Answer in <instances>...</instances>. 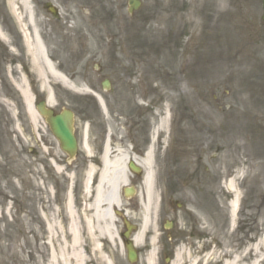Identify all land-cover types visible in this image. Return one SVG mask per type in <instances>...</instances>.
Masks as SVG:
<instances>
[{
  "label": "rangeland",
  "instance_id": "obj_1",
  "mask_svg": "<svg viewBox=\"0 0 264 264\" xmlns=\"http://www.w3.org/2000/svg\"><path fill=\"white\" fill-rule=\"evenodd\" d=\"M8 1L0 0V24L8 22L11 27L27 25L25 15L29 11L19 3L20 0H15L16 11L23 16L18 22L5 5ZM55 1L63 5L65 22L72 26L74 34L64 31L66 24L60 27L43 21L46 25L43 29L45 49L61 73L65 72L69 79L77 76L74 81L70 79L71 87L63 86L48 73L40 75L38 69L29 63L32 93L38 98L52 95L56 110L71 109L75 114L74 129L79 135L84 126L86 130L89 127L90 136L96 135L103 127L102 123L112 126L110 122L114 120L111 121V117L122 125L125 117L131 116L139 125L134 124V129H130L143 150L151 146V140L156 136L153 130L157 127H161L160 137L167 135L164 131L165 115L175 112L179 133L177 143L171 149L175 153V164L167 162L164 166V170L170 169L167 174L170 198L165 197L158 216L161 228L168 215L170 200L181 206L173 212L177 217L176 240L168 242L170 263H164L206 264L202 243L223 242L228 226L229 196L221 187V173L246 170L241 164L244 162L243 153L253 158L255 151L259 158L254 155L256 161L264 164L263 129L257 128V133L261 134L255 137L259 144L253 145L251 150L246 146L249 135L254 134L251 131L255 129L253 126L237 139L232 138L231 131L220 130V134L228 138L229 145H235V150L231 149L229 153L220 150L223 149L218 138L220 135L211 132L210 142L201 150L199 159L195 145L203 134V127L214 130L215 125H220L222 119L232 113L234 105L238 110L244 109V104L247 108L249 106L251 115L256 113L257 122L264 125V17L261 0L256 4L255 0H235L233 5L229 0H216L225 7L222 10L220 3L214 5L215 0H141L140 7L131 17L126 13L127 0ZM75 3L79 5L77 9ZM224 9L226 11L221 12ZM36 26H39L38 20ZM52 27H55L54 31L63 28V37L52 34ZM28 35L33 36L29 28ZM6 36L9 38V34ZM16 39L18 41V36ZM62 39L65 44L61 46ZM19 43L23 50L24 45ZM65 51H69L72 57L67 58ZM199 56L205 63L202 68L196 66ZM24 57L30 60L27 52ZM106 78L110 80V86L103 90L101 83ZM16 79L19 88L24 81L19 75ZM91 90L106 100L109 114L104 121L99 113L103 109ZM144 100H149L153 106H147ZM11 101L7 104L0 101V123H4L0 129V264H129L117 242L112 243L107 238L105 228L110 226L109 221L101 222L100 217L93 215L92 209L82 208L77 212L82 211L85 219H81L79 242H71V224L66 208L58 207L51 186L47 187L43 170L46 162L43 145L54 150L56 156H60L61 150L44 119L37 115L34 123L30 121L19 94ZM12 105L16 106V130L9 122L12 111L9 107L13 109ZM137 106L152 111L137 117ZM133 122L127 126H132ZM113 131L119 136L123 129L113 127ZM241 142H244L243 149ZM211 144L221 147L207 150L206 145ZM62 157L64 160L59 161V165L67 164L66 157ZM228 157L230 159L223 161ZM65 171L54 174L55 178L51 171L48 180L58 181L57 187L63 188L62 181L67 185L72 179L71 172L66 175ZM261 178L263 184L258 186ZM251 183L247 189L245 220L246 226H251L249 230L254 242L241 241L233 254H243L247 246L261 244L259 252L253 254L252 251L250 256L251 260L260 258L259 264H264V177L253 179ZM220 196L223 203L218 207ZM137 206L140 213L135 215L137 222L141 223L144 206ZM152 215L153 212L150 213L151 219ZM206 216L214 220L213 226L206 227ZM62 222L67 224L64 228L59 226ZM223 224L224 230L220 227ZM146 229L150 235L147 242H151L153 225ZM150 247L155 249L157 244L138 247L139 260L135 264H147ZM178 254L179 260L176 261ZM215 256L213 253L212 257ZM156 262L164 264L160 254L159 257L153 255V264Z\"/></svg>",
  "mask_w": 264,
  "mask_h": 264
},
{
  "label": "bare ground",
  "instance_id": "obj_2",
  "mask_svg": "<svg viewBox=\"0 0 264 264\" xmlns=\"http://www.w3.org/2000/svg\"><path fill=\"white\" fill-rule=\"evenodd\" d=\"M22 4H24L26 7H28V0H21ZM27 49L33 56L34 63L39 66L38 71L39 74H46L48 73L49 76L52 78L56 79L59 83H61L63 86L71 87L69 80L67 79L66 76H64L62 73H60L54 64L46 57L45 51L43 46L41 45L40 40L38 37L35 35L34 36V41L33 44L27 39L26 41ZM42 64L40 66L39 62ZM21 92L23 94L24 98V103L26 105L27 111L30 115L31 118L35 121L37 118L36 113L34 112L33 105H32V100L27 92L25 85L21 84L20 85ZM49 98V97H48ZM48 104L52 105V101L49 98L48 99ZM236 124H239V122H235ZM228 124H233V122H229ZM114 153V154H113ZM113 154V155H112ZM126 155L118 148L115 147L113 148L112 145L106 144L104 146V151L102 155V166L100 169L99 173V179L97 181V184L95 186V197H94V202L92 206V210L94 212V215L96 217H102L104 219H109L110 215V209L109 207L111 205L119 204V201L117 199V190L118 187L120 186L122 180L124 179V168H125V163H126ZM92 171V169L90 170ZM146 176H145V183L147 185V192H146V202H145V211L148 210L149 205L151 204L152 198H153V190H152V181H151V172L148 167H146ZM90 173V172H89ZM229 191H231V195L233 196V200L231 202V211L230 213L234 217V210L235 206L237 203V199L240 197V192L237 188V185L235 184L234 179H231L228 184L226 185ZM67 213L70 216V232L74 235L75 239V244L76 242H79L80 236L77 234L76 231V224H75V219H74V210L73 206L71 204V201L67 203ZM148 211L145 213V217L143 218L142 223L147 225L149 218H148ZM107 232H109L110 236L109 238L112 239V233L109 228H105ZM140 231L138 235L135 236V241L136 244L139 243V238H140ZM254 249H258V244L254 246ZM250 250L247 249L246 254L242 256H233L232 260L226 261L224 264H246L244 257H247L249 255ZM176 261L179 260V254L178 256L176 255ZM149 264L152 263V258L150 257L148 259ZM174 263V262H173ZM249 264H258L256 260L251 261Z\"/></svg>",
  "mask_w": 264,
  "mask_h": 264
},
{
  "label": "water",
  "instance_id": "obj_3",
  "mask_svg": "<svg viewBox=\"0 0 264 264\" xmlns=\"http://www.w3.org/2000/svg\"><path fill=\"white\" fill-rule=\"evenodd\" d=\"M263 7H264V0H263ZM39 110L44 115H48L47 111L42 109V104L38 105ZM71 114L68 112H64L61 115L56 117H50L49 121L51 123L52 130L54 134L58 137L62 144V148L68 152H71L74 149V138L71 133Z\"/></svg>",
  "mask_w": 264,
  "mask_h": 264
},
{
  "label": "flooded vegetation",
  "instance_id": "obj_4",
  "mask_svg": "<svg viewBox=\"0 0 264 264\" xmlns=\"http://www.w3.org/2000/svg\"><path fill=\"white\" fill-rule=\"evenodd\" d=\"M0 58H2V59H1V62H2V63H4L6 60H9V61L11 60V59H6L5 56H2V57L0 56Z\"/></svg>",
  "mask_w": 264,
  "mask_h": 264
}]
</instances>
